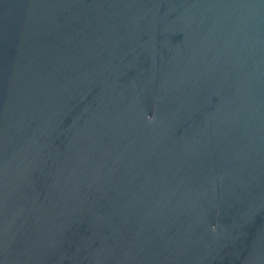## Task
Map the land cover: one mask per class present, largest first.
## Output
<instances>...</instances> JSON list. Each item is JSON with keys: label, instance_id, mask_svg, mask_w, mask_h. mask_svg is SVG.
Segmentation results:
<instances>
[{"label": "water", "instance_id": "1", "mask_svg": "<svg viewBox=\"0 0 264 264\" xmlns=\"http://www.w3.org/2000/svg\"><path fill=\"white\" fill-rule=\"evenodd\" d=\"M0 264H264V0H0Z\"/></svg>", "mask_w": 264, "mask_h": 264}]
</instances>
